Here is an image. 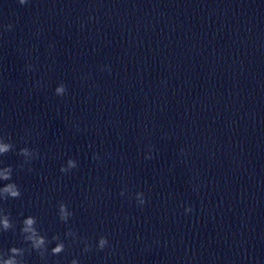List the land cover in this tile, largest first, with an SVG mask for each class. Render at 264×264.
<instances>
[{
    "label": "clouds",
    "instance_id": "9594fccd",
    "mask_svg": "<svg viewBox=\"0 0 264 264\" xmlns=\"http://www.w3.org/2000/svg\"><path fill=\"white\" fill-rule=\"evenodd\" d=\"M19 3L21 5H24L27 3V0H19ZM11 27V26H9ZM66 92V86L61 83L56 89L55 93L56 95L62 96ZM14 145L8 142H5L3 137H0V155L7 154L11 150H13ZM18 155L23 156L26 158V162L28 158L35 156H38V153H34L33 150H30L28 148H22L20 149ZM96 157L94 156L93 159ZM151 158V157H147ZM77 167V163L73 159H69L67 161V167H61V172H68L70 169ZM12 173L13 169L11 166L6 167H0V181H11L12 180ZM121 195H123V192H121ZM21 196V192L16 185L15 182H8L4 184L3 187H0V200H7L9 198L17 199ZM136 199L138 201L139 205H143L145 203V199L143 196V193H137ZM186 212L192 211L191 208H186ZM72 213H70L67 210V206L63 203L59 206V218L63 222H67L69 216H71ZM37 221L36 218L33 216H28L25 218L22 222V227L20 229L21 235L23 236V239L26 242H30L31 248L35 251H37L41 256H43L47 252V244L49 241L44 235H41L38 231V228L36 227ZM14 228L13 222L10 220L8 214H4L2 211H0V231H8L10 229ZM68 236H75V233L71 230L66 233ZM54 240H57L55 247L51 249L52 255H59L62 253L65 249V245L62 241H60V238L58 236L53 237ZM108 245V240L106 237L101 236L98 241V248L100 250H103ZM85 251L90 250V246H85ZM24 249L17 248L15 246L11 247L8 250V253L10 255H7L5 253H0V264H23L22 259H17V257H23L24 255ZM71 264H78L77 260H72Z\"/></svg>",
    "mask_w": 264,
    "mask_h": 264
}]
</instances>
